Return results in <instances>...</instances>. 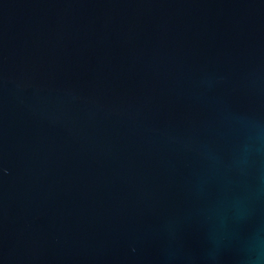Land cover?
Masks as SVG:
<instances>
[{
  "label": "water",
  "instance_id": "obj_1",
  "mask_svg": "<svg viewBox=\"0 0 264 264\" xmlns=\"http://www.w3.org/2000/svg\"><path fill=\"white\" fill-rule=\"evenodd\" d=\"M0 264H264V0H0Z\"/></svg>",
  "mask_w": 264,
  "mask_h": 264
}]
</instances>
